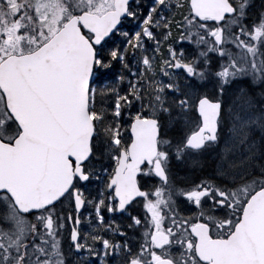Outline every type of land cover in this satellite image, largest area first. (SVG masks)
Returning a JSON list of instances; mask_svg holds the SVG:
<instances>
[{
	"label": "snow or ice",
	"instance_id": "1",
	"mask_svg": "<svg viewBox=\"0 0 264 264\" xmlns=\"http://www.w3.org/2000/svg\"><path fill=\"white\" fill-rule=\"evenodd\" d=\"M262 101L264 5L0 0V264H264Z\"/></svg>",
	"mask_w": 264,
	"mask_h": 264
},
{
	"label": "rangeland",
	"instance_id": "2",
	"mask_svg": "<svg viewBox=\"0 0 264 264\" xmlns=\"http://www.w3.org/2000/svg\"><path fill=\"white\" fill-rule=\"evenodd\" d=\"M125 27L126 28H131L132 25H131L130 22L126 21ZM240 79L241 80H246V78H244V77H241ZM262 138H264V131H262L259 127H253L252 130H251V135L249 137V141H248L249 144H251L252 141H255L256 142L255 148L252 149L253 151H257L258 150L259 145H260V143L262 141ZM224 143H225V140L224 139H221L220 145L223 146ZM244 150H245L244 149V146L237 145L236 152H240V151H244ZM245 154H247L246 151H245ZM202 162H208L205 165H206L207 168H210L211 167V162H212V156H211V154H208V155L202 157ZM95 260H96V258H94V257H88L87 258V264H94V261Z\"/></svg>",
	"mask_w": 264,
	"mask_h": 264
},
{
	"label": "flooded vegetation",
	"instance_id": "3",
	"mask_svg": "<svg viewBox=\"0 0 264 264\" xmlns=\"http://www.w3.org/2000/svg\"><path fill=\"white\" fill-rule=\"evenodd\" d=\"M251 3H252V5H253V10L254 11H258L260 8H261V6L262 5H264V0H251ZM125 23H126V21H125ZM119 66L117 65V68H118ZM262 102H264V101H262ZM206 163H208V162H202V158H201V163H200V168L201 169H207V167H206ZM212 163H213V160H212V162H211V165H212Z\"/></svg>",
	"mask_w": 264,
	"mask_h": 264
}]
</instances>
